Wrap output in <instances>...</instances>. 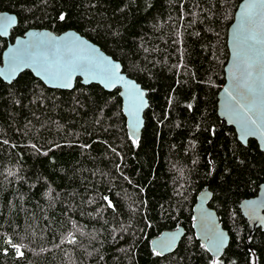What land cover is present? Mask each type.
<instances>
[{
    "label": "trees",
    "instance_id": "trees-1",
    "mask_svg": "<svg viewBox=\"0 0 264 264\" xmlns=\"http://www.w3.org/2000/svg\"><path fill=\"white\" fill-rule=\"evenodd\" d=\"M241 1L0 0L18 20L10 42L75 31L120 62L149 103L134 144L118 91L79 81L49 90L29 72L0 80V264H264V230L239 210L264 183V158L216 113ZM206 187L229 236L216 260L192 230ZM179 225L176 250L152 252L151 240Z\"/></svg>",
    "mask_w": 264,
    "mask_h": 264
},
{
    "label": "water",
    "instance_id": "water-1",
    "mask_svg": "<svg viewBox=\"0 0 264 264\" xmlns=\"http://www.w3.org/2000/svg\"><path fill=\"white\" fill-rule=\"evenodd\" d=\"M251 2L253 0H242L239 3L227 31L228 59L223 70L224 85L217 94L216 113L227 127L234 130L236 140L242 146L246 147L248 141L253 140L264 158V72L261 71V66H264V43L256 45L251 67L242 62L247 61V56L237 55L239 32L243 31L245 35L255 34L258 40L264 41V5L260 4V0H255L258 7L252 10V21L242 24L241 15L245 6ZM9 17L13 22L5 25L3 21ZM17 24L14 14L0 12V39L7 42L1 56L0 80L11 84L20 74L29 72L49 90L69 92L79 81L84 87L98 86L107 93L118 91L128 135L131 140L136 141L141 137L144 114L149 107L147 92L124 73L120 62L75 31L56 35L48 30L32 29L10 42L11 32ZM18 52H26V56L14 66L12 57ZM81 58L92 61V68L89 71H72L70 87L63 86L62 80L52 78L46 71L49 69L54 72L63 67L66 61H79ZM116 65H119L114 73L116 83L108 85L100 69L105 66L114 69ZM249 72L251 75H248ZM139 93L143 95L140 96ZM210 201L211 193L206 187L198 194L192 210V230L196 239L216 260L223 256L229 236L209 207ZM239 210L252 229L264 230V183L259 186L255 197L239 204ZM184 234L185 230L181 225L174 230L164 231L151 240L150 248L155 254L159 252L160 257L168 256L176 250Z\"/></svg>",
    "mask_w": 264,
    "mask_h": 264
},
{
    "label": "snow or ice",
    "instance_id": "snow-or-ice-1",
    "mask_svg": "<svg viewBox=\"0 0 264 264\" xmlns=\"http://www.w3.org/2000/svg\"><path fill=\"white\" fill-rule=\"evenodd\" d=\"M260 4L264 5V0H260ZM257 7L258 5L255 2V0H253V2L245 6L244 12L241 15L242 24L250 23L252 21V18H253L252 10L256 9ZM64 18L65 17L61 15L60 19L63 20ZM12 22L13 20L10 17L5 18V20L3 21L5 25L12 23ZM237 42L239 45L238 52H237L238 57H240L242 54L247 56V61H242V62L247 63V66L251 67L252 63L254 62L253 53L255 52L256 45L258 43H264V41L258 40L255 34L250 33V34L245 35L244 32L241 31L237 35ZM25 56H26V52H18L17 55L12 57V64L15 66L17 61L25 58ZM96 67H99V65H97ZM91 68H92V61H90L87 58H81L79 61H72V60L66 61L63 67L57 68V70L54 72L49 69H46V71L52 78L62 80L64 82L63 86L70 87L72 71H75V70L89 71L91 70ZM118 68H119V65H116L114 69L108 68L107 66L100 69V72L104 76L108 85H114L116 83V79H114V73H115V69H118ZM261 71L264 72V66H261ZM248 75H251V72H249ZM139 95L142 96L143 93H139ZM138 110L139 109L137 108L136 111ZM133 115H135V112H133ZM252 123H255V121H252ZM245 134H247V132H245ZM136 142L137 141L133 139V143L135 144ZM85 147L87 146L85 145ZM103 199L108 202L109 208L113 207L112 203L108 200L107 196H105ZM68 235L69 237L73 236L72 233H69ZM68 242L74 243L75 242L74 238L69 239ZM14 247H17L18 254L20 255L23 254L19 252L18 246L14 245ZM159 254L160 253L157 252V255Z\"/></svg>",
    "mask_w": 264,
    "mask_h": 264
}]
</instances>
